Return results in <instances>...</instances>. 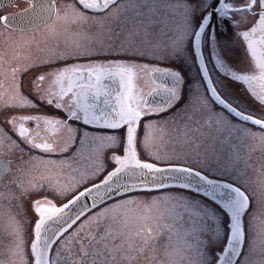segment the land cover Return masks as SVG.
<instances>
[{"label": "snow or ice", "instance_id": "snow-or-ice-1", "mask_svg": "<svg viewBox=\"0 0 264 264\" xmlns=\"http://www.w3.org/2000/svg\"><path fill=\"white\" fill-rule=\"evenodd\" d=\"M78 4L41 0L20 13L0 15L6 28H34L62 16L78 36L63 51L21 69H46L27 86L13 69L14 91L4 101L5 112L43 105L60 115H9L0 121V148L59 153V161L45 159L69 168L85 153L90 161L68 187L51 179L45 185L43 178L27 187L20 183L21 195L47 190L66 200L60 206L47 197L33 201L38 217L31 240L34 264H138L141 253L165 236L169 259L161 264H264V246L258 253L254 243L244 248L250 201L239 156H225L215 147L225 133L227 139L264 144V0H174L165 5L178 19L171 26L155 18L156 4L141 0ZM190 58L198 64L197 78L184 71L183 62ZM148 59L173 67L143 63ZM149 70L155 87L144 94L136 81ZM169 112L161 120L149 119ZM42 124L52 132H68L62 147L47 139L38 142ZM158 127L162 138L190 150L153 152L150 131ZM138 147L151 159H141ZM19 178L17 170L6 186ZM159 201L198 210V223L182 232V240L175 220L153 217L154 227L135 233H147L140 244L132 240L126 219L114 227L118 210L129 205L149 209ZM174 233L182 247L173 244ZM10 251L18 255L20 245Z\"/></svg>", "mask_w": 264, "mask_h": 264}, {"label": "rangeland", "instance_id": "rangeland-1", "mask_svg": "<svg viewBox=\"0 0 264 264\" xmlns=\"http://www.w3.org/2000/svg\"><path fill=\"white\" fill-rule=\"evenodd\" d=\"M72 2L73 0H62L59 4ZM77 39L78 36L76 35L74 24L65 21L61 16L37 29L34 33H31L30 37H25L19 43H14L10 46H12L11 51L15 52L20 51L24 53L30 51L37 53L49 51L51 53L63 51L66 45L70 46ZM143 63L157 65L159 67H173L168 61L156 59H148L143 61ZM196 67H198L197 63ZM149 71L144 72L142 75L145 77L146 85L153 86ZM198 73L199 71H196L195 74L193 73V77L197 78ZM13 91V85H5L0 90V98H11ZM169 114L170 112L161 113L159 115H153L149 119L161 120ZM173 126L172 124L168 125V127ZM249 127L255 129L253 125H249ZM140 134L142 139V126ZM224 137L226 138L224 142H218L215 145L216 149L221 151L225 156H230L233 153L239 156L238 167L243 170L246 178V190L249 195L250 205L245 216L246 243L244 248L247 251L249 244L254 243L256 252L258 253L260 248L264 246V144H261L259 140L242 141L236 138L227 139V133L224 134ZM150 145L153 152H168L172 149L178 151L190 150L186 144H173L169 142L167 137L162 138L159 127L150 131ZM137 151L141 159H151L141 147H138ZM59 159L53 158L52 160L59 161ZM82 160H79L80 165L78 169L80 170H83L90 163L87 153L83 155ZM46 163L47 165L44 163L40 167L39 162L37 166H29V169L26 168L24 170L25 173H19V179L25 180L23 182L25 187L29 183L36 184L42 178L45 185L51 179L54 183L58 182L61 187H68L73 185L78 179V172L80 170L77 171L75 164L73 168H68L66 164L62 166L59 163H49L48 161ZM16 175L17 173L14 174L13 172L6 176V179L14 178ZM4 185V182L0 183V264H22L21 257L26 260H31L34 264V257L31 255V240L34 239V220L38 217L34 212L33 201L47 197L53 204L60 206L66 200L47 190L29 189L30 194L21 195L19 190L20 185H14L11 188L5 187ZM8 190L10 191L8 192ZM164 191L171 192L174 190L165 189ZM72 194H75V192H72ZM153 195H161V193H153ZM13 196L16 198L13 199ZM70 198L71 196L69 195L68 199ZM197 211V209L189 207H175L171 203L163 201L157 202L156 205L149 209H145L142 206L129 205L126 209H121L116 212L117 223L114 227L120 228L121 222L126 219L128 228L133 233L132 240L140 244L147 237V233L141 232L140 235H136L135 233L140 232L142 228L154 227L155 225L151 222L153 217L169 221L175 220L178 222V228L181 231L180 239L182 240V232L195 227L196 223H198ZM144 217H148L149 219L145 220L143 219ZM58 239H62V237ZM165 240H167L166 236L160 239L159 243L151 250L146 248L141 253L138 264H161V261H167L169 257L164 255ZM17 244L20 245L21 251L18 255L14 256V251H10V249H14V246ZM149 244H152L151 240H149ZM173 244L177 247H182V243L177 240L175 233L173 235ZM51 251V255L54 256L56 252L55 244Z\"/></svg>", "mask_w": 264, "mask_h": 264}, {"label": "flooded vegetation", "instance_id": "flooded-vegetation-1", "mask_svg": "<svg viewBox=\"0 0 264 264\" xmlns=\"http://www.w3.org/2000/svg\"><path fill=\"white\" fill-rule=\"evenodd\" d=\"M62 0H57V3L59 4ZM73 2L77 3V7H81L78 4V0H73ZM142 3H152L157 5L155 18L156 19H164L166 23H169L170 26L173 23H178V19L172 16L171 10L165 7V5L174 3V0H141ZM228 2H234V0H228ZM30 6V3L25 0H17L9 5H6L4 7H0V15L7 13H16L20 10H23ZM92 14V13H90ZM54 18L53 20H55ZM53 20L45 23L44 25H47L48 23L52 22ZM44 25H41L38 28L33 29H26V30H20L16 28H6L2 23H0V90H2L5 85L14 86L13 81V69H17L15 72V75L19 78L22 77L25 86L28 85L29 81L34 79V75L38 74L39 71H46V69H40V70H34L31 72L24 73L21 71V69L27 67V65L32 64L33 62H37L40 60H47L48 55L50 54L49 51L44 52H24L21 53L20 51H11V44L19 43L22 39L25 37H30L31 33H34L37 29L43 27ZM159 27V25H157ZM221 31H224L223 27L221 26ZM68 63H72V61H68ZM62 65H51V67H58ZM171 67V66H170ZM231 67V65H229ZM253 67H255L253 65ZM183 68L184 71L188 74L189 77H193L196 71H199V67H196V63L194 62V59L192 58L186 60L183 62ZM210 68L214 69V65L210 64ZM194 73H192V72ZM143 74V73H142ZM140 75L136 81L139 88L143 90L144 94H147L151 88L155 87L150 85H146L145 77L143 75ZM199 74V73H198ZM197 75V74H196ZM213 75L217 76L216 79H218V75H216L215 71L213 70ZM150 76V75H149ZM151 78V77H150ZM194 78V77H193ZM143 79V80H142ZM152 80V79H151ZM48 81L45 82V87L48 86ZM246 87V86H245ZM255 87L257 91H260V84L257 82L255 84ZM7 99L0 98V121L4 120L6 116L11 115H49V116H57L60 115L58 111H56L51 106H39V107H25V108H19L12 112H5L4 109V101ZM18 124L20 121L17 122ZM71 123V122H70ZM26 127L29 129H34L35 125L33 122H26ZM68 132L66 130H60L57 129L56 132H52L50 128L45 129L44 125H41L40 134L37 137L38 142H42L43 140L47 139L49 143H55L59 146H63V141L67 138ZM0 157L8 162L11 171L6 173L3 178L0 180L1 182L5 183V187L7 184V181L9 179H6V176L12 174L14 172L17 173V170H19V173H25V169L29 166H37V163L40 162V167L45 163L47 165V159L45 157H50L51 160L53 158H60L59 153H45L42 150L34 149L31 153L25 151L23 154H21L19 151H8L4 148H0ZM33 157H40V159H33ZM83 158L78 157L76 160V167L77 171H79V160L81 161ZM83 161V160H82ZM44 162V163H43ZM68 167V165L66 164ZM39 167V168H40ZM74 167V164L72 165V168ZM69 168V167H68ZM24 179H19L17 181V184H14L16 186L20 185L21 182H24ZM14 185H7V187L11 188ZM10 190H8L9 192Z\"/></svg>", "mask_w": 264, "mask_h": 264}, {"label": "water", "instance_id": "water-1", "mask_svg": "<svg viewBox=\"0 0 264 264\" xmlns=\"http://www.w3.org/2000/svg\"><path fill=\"white\" fill-rule=\"evenodd\" d=\"M15 1H17V0H0V7H4V6H6V5H9V4H11V3L15 2ZM25 1H28V2L30 3V6H32V5L35 4V3H40V2H41V0H25ZM30 6L27 7V8H25V9H29ZM20 12H21V10H20L19 12H16V13H20ZM18 18H19V17H18ZM48 22H49V21H48ZM46 23H47V22H46ZM44 24H45V23H40L37 27H34V28H38V27H40L41 25H44ZM16 29L26 30V29H33V28H20V27H17ZM149 75H150V77H151V79H152L151 71H149ZM151 99H152V100H159L160 97H152ZM9 168H10V166H9L8 162H6L5 160H3V159L0 157V180L3 178V176H4L6 173L9 172V171L7 170V169H9ZM50 255H51V251H50Z\"/></svg>", "mask_w": 264, "mask_h": 264}]
</instances>
